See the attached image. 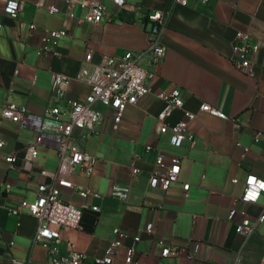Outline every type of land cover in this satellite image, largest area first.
<instances>
[{"label":"crops","instance_id":"1","mask_svg":"<svg viewBox=\"0 0 264 264\" xmlns=\"http://www.w3.org/2000/svg\"><path fill=\"white\" fill-rule=\"evenodd\" d=\"M126 1L132 6L128 14H134L135 20L113 15L111 20L78 28L72 20L49 16L28 2L19 21H4L0 32V140L5 143L0 148V264H12V259L49 264L46 246L33 243L37 219L26 211L11 216L8 208L22 200L35 201L41 184L50 181L41 173L58 172V150L51 144L37 146L33 162L24 159L26 148L36 144L38 126L48 110L58 105L62 116L60 122L45 120V132L61 133L69 119L68 102L90 95L89 86L73 81L64 98H56L52 75L74 78L84 65L88 48L108 56L145 50L153 25L147 20L149 14L169 9L161 36L167 48L165 59L160 66L149 55L139 62L157 74L152 91L128 108L118 131L111 129L110 119L105 117L94 131L76 130L72 136L74 147L97 158L96 169L86 177L79 170L71 172L66 164L59 176L101 197L82 198L71 190H61L65 200L86 206L81 228L62 231L61 250L83 253V264H100L98 260L105 257L115 238L114 230L119 229L127 235L125 246L133 245L134 237L140 236V264H260L264 222L246 237L235 232L228 216L234 200L242 197L248 176L264 180V0H190L187 5H175L174 0ZM75 14L83 15L81 8ZM31 22L53 30L68 27V36L49 45L57 55L40 56L32 45L25 44V29ZM14 25H22L21 34ZM239 31L248 32L253 42L262 44L253 75L243 74L233 64V43ZM174 87L183 91L185 110L198 115L190 124L197 139L193 149L187 142L172 146L170 136L156 130V116L164 108L158 94ZM9 101L27 108L22 124L1 119L2 106ZM202 102L236 123L200 113ZM98 108L105 111L101 105ZM182 117L176 111L168 122L172 125ZM257 133L260 137L255 142ZM237 144L249 148L243 157ZM158 152L182 158L179 181L167 193L149 185ZM11 154L17 155L14 168L5 161ZM133 166L140 173L134 174ZM185 183L191 185L187 197ZM115 184L130 187L127 202L112 197ZM244 207L257 216L264 207V195L258 203ZM148 224H154V234L144 231ZM165 245L178 255L161 258ZM116 264H124V259L118 257Z\"/></svg>","mask_w":264,"mask_h":264},{"label":"built area","instance_id":"2","mask_svg":"<svg viewBox=\"0 0 264 264\" xmlns=\"http://www.w3.org/2000/svg\"><path fill=\"white\" fill-rule=\"evenodd\" d=\"M190 0H174L175 5H187ZM208 3L209 0H202ZM32 4L37 10H44L49 16L62 15L72 20L76 27L82 28L86 24L97 25L112 16H121L122 13L131 11V5L126 0H0V32L4 21L8 18L19 21L24 13L25 7ZM15 5L11 11L9 7ZM81 8L83 15L76 16V8ZM117 10L114 11L113 8ZM170 9L164 12H153L149 14L148 21L152 22V28L148 32V47L140 52L125 51L118 56L96 54L92 48H88L84 65L78 74L72 78L62 73H54L51 78L52 90L56 98H64L73 81L90 87V95L85 99H77L68 102L69 119L65 123L61 133H46L43 127L45 120L60 122L62 112L58 105L52 106L41 124L38 126L36 144L30 145L25 150L24 159L33 162L36 156V148L39 145L51 144L58 150L59 168L58 172L43 171L41 175L50 181L42 183L38 197L30 202L22 200L16 207H9L11 216L19 217L23 212H29L38 221V227L33 237V243L45 245L49 255V264H83L85 255L77 250L69 249L67 252L61 250L63 244L62 231L80 229L83 221L85 205H77L65 200L62 189H68L77 193L82 198L92 195L97 198L100 194L92 193L89 189L76 185L71 181L61 178L59 173L66 164L71 172H79L90 177L96 169L97 158L80 148L72 145V136L76 130L94 131L103 118L110 119L111 129L118 131L124 119L125 113L131 106H136L139 101L152 91V84L157 74L143 68L139 62L149 55L150 60L156 66H160L165 59L167 48L162 41V32L166 27ZM13 29L22 31L16 25ZM69 35L68 27L53 30L40 27L34 22L27 25L25 29V44L32 45L40 56L52 57L57 55L49 48L50 44L57 42ZM262 44L253 42L248 32L236 33L233 43V64L237 70L246 75H253V66ZM98 56V59L96 57ZM19 69L15 70V75ZM264 95V88L262 90ZM158 98L164 103V108L156 116V130L159 135H169V143L174 147H181L188 143L190 148H195L197 139L191 131L190 124L197 119V113L185 110V99L183 91L174 87L170 92H161ZM105 108L103 112L98 108ZM181 111L183 117L174 124H169V118L176 112ZM27 108L14 102H7L2 106L1 119L14 124H22L27 117ZM200 113H207L222 120L232 122L235 120L220 112L213 105L202 102L199 106ZM259 133L255 135L254 141H259ZM53 142V143H51ZM5 143L0 140V148ZM241 148L243 157L249 148L237 144ZM151 150L150 147L147 148ZM241 157V158H242ZM10 168L15 167L17 155L11 154L5 158ZM182 158L176 155H167L158 152L154 169L149 174V185L152 189H158L167 193L170 188L178 183L181 174ZM133 173H140V169L133 166ZM234 183H238L235 179ZM264 180L251 174L245 182L244 192L241 198L234 200L230 209L228 221L233 223L235 232L249 237L253 234L256 226L264 222V207L257 216H251L245 209V205L258 203L264 195ZM8 191L10 184H7ZM191 185H183L184 196H188ZM131 194L129 186L115 184L111 195L121 202H127ZM238 218H240L238 220ZM154 234V224H148L144 230ZM115 238L110 243L103 259L98 260L100 264H116L118 257L124 259V264H140L137 245L140 236L134 237V244L125 246L123 240L127 235L119 229L114 230ZM197 246L196 250L197 251ZM178 255L172 251L169 245H165L161 258ZM12 264H25L17 259H12ZM264 264V258L260 262Z\"/></svg>","mask_w":264,"mask_h":264},{"label":"water","instance_id":"3","mask_svg":"<svg viewBox=\"0 0 264 264\" xmlns=\"http://www.w3.org/2000/svg\"><path fill=\"white\" fill-rule=\"evenodd\" d=\"M113 10L116 11L117 8L114 7ZM121 17L127 18L128 20H129V19H133V20H135V16H134V14H128V13H126V12L122 13V14H121Z\"/></svg>","mask_w":264,"mask_h":264},{"label":"snow or ice","instance_id":"4","mask_svg":"<svg viewBox=\"0 0 264 264\" xmlns=\"http://www.w3.org/2000/svg\"><path fill=\"white\" fill-rule=\"evenodd\" d=\"M15 7V5L13 4V5H11L10 7H9V11H11L12 10V8H14ZM262 187H264V185H261Z\"/></svg>","mask_w":264,"mask_h":264}]
</instances>
